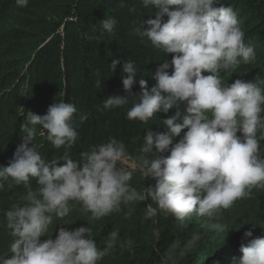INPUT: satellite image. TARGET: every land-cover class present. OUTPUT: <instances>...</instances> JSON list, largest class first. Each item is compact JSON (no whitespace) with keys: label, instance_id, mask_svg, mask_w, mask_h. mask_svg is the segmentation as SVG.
Listing matches in <instances>:
<instances>
[{"label":"clouds","instance_id":"9594fccd","mask_svg":"<svg viewBox=\"0 0 264 264\" xmlns=\"http://www.w3.org/2000/svg\"><path fill=\"white\" fill-rule=\"evenodd\" d=\"M15 3L26 8L29 0ZM141 4L155 11L146 20H133L132 34L173 55L159 63L151 87L139 79L137 94L132 93L140 76L136 62L113 59L110 71L120 64L127 74L122 76L125 95L107 96L99 110L126 109L127 120L145 124L158 113L175 109L174 114L161 121L164 131H147L135 158L122 140L109 137L74 160L69 150L79 139L75 121L78 117L83 123L87 114L65 101L53 102L44 115L28 111L27 122L21 125L22 143L8 166H0V189L11 179L26 190L25 202L4 212V227L12 239L0 264H98L117 247L130 250L134 241L122 239L119 228L109 231L103 247H98L90 225L113 213L130 218L132 206L146 200L150 203L141 223H158L163 214L174 217L182 233L194 217L207 218L202 228L224 232L227 226L217 219L222 211L250 198L254 188L264 189L260 144L264 80L236 79L229 84L221 77V72L255 60V48L245 42L237 13L220 0H141ZM119 6H125L124 0ZM116 24L114 18H104L93 25L91 35H84L100 41L114 32ZM37 126L53 148L63 147L62 155L50 160L41 156L33 144ZM137 172L155 183L139 190L131 183ZM77 206L88 214L87 226L60 227L55 238L48 235L54 220H64ZM252 236L251 230L244 233L248 242L239 248L238 264H264V235L248 239ZM152 237L158 244L161 230L154 229ZM201 239L202 233L192 232L170 244L160 253L159 264H179Z\"/></svg>","mask_w":264,"mask_h":264},{"label":"trees","instance_id":"16d2710c","mask_svg":"<svg viewBox=\"0 0 264 264\" xmlns=\"http://www.w3.org/2000/svg\"><path fill=\"white\" fill-rule=\"evenodd\" d=\"M220 3L237 13L245 42L255 48L253 62L221 72L222 80L229 84L236 79L264 80V0H220ZM119 4L120 0H29L26 8H19L15 0H0V166H8L16 147L22 143L25 133L21 125L27 122V112L44 115L53 102H72L80 114L88 116L83 123L78 117L75 121L79 139L69 150L74 160L109 137L122 140L135 158L148 130L164 131L161 121L174 114L175 109L168 114L158 113L147 124L127 120L126 109L99 110L107 96L125 95L122 76L127 74L122 73L120 64L114 72L110 71L113 59L136 62L140 76L132 93L137 94L139 79H145L151 87L155 83L152 74L159 63L173 55L152 48L147 38L131 32L133 20H146L155 10L144 8L141 0H124V7ZM132 8L135 12L129 11ZM104 18L117 21L114 32L105 34L100 41L88 40L84 34L91 35L93 25L98 26ZM171 71L170 68V74ZM39 131L37 126L33 144L41 156L50 160L62 155L63 147L53 148ZM260 144L264 156V140ZM150 182L155 183L143 180L137 172L131 183L142 191ZM31 183L35 189L36 181L33 179ZM25 195L23 184L17 185L11 179L0 189V255L9 254L12 239L4 227V212L13 204H23ZM147 203L150 201L133 205L130 218H125L123 212L113 213L90 225L98 247H103L104 238L115 228L120 229L122 239L134 241L130 250L117 247L98 264H159L160 253L177 240L187 239L192 232L202 233V239L179 264H238L242 255L239 248L248 242L244 233L252 231L253 236L248 239L264 235V189L254 188L250 198L238 200L231 209L222 211L217 219L227 226L224 232L202 228L207 218L194 217L182 233L177 231L175 218L163 214L157 217L158 223H141ZM87 215L79 206L75 207L64 220H54L48 235L55 238L60 227L87 226ZM156 228L161 230L158 244L152 237Z\"/></svg>","mask_w":264,"mask_h":264}]
</instances>
